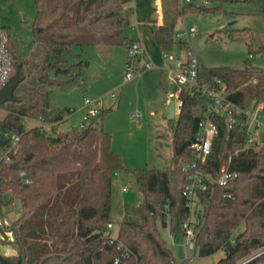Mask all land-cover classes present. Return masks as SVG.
<instances>
[{
	"label": "trees",
	"instance_id": "obj_1",
	"mask_svg": "<svg viewBox=\"0 0 264 264\" xmlns=\"http://www.w3.org/2000/svg\"><path fill=\"white\" fill-rule=\"evenodd\" d=\"M131 1L35 0L34 40L44 45L46 57L30 68L15 52L11 27L0 23V87L20 63L25 69L24 80H37L28 87L39 91L38 97L15 93V101L26 104L16 107L10 102L7 113L0 117V229L4 231L0 244L9 243L16 249L15 253L0 252V264H113L116 257V264H183L176 263L157 221L161 218L166 225L169 217L176 223V232H185L183 224L190 211L183 187L192 170L184 164L194 158L191 144L203 117V111L195 112L198 94L182 92L183 104L173 128L174 153L170 166L163 169L124 164L103 124L105 114L114 107H102L95 116L88 114L79 129L54 134L41 125L27 129L22 120L29 117L54 123L69 114V108L53 111L49 100L43 98L49 95L47 83L39 77L51 76L52 71L65 74L68 80L62 84L79 78L88 61L75 52L77 46L128 49L136 40L125 33ZM160 1L162 23L155 33L159 49L172 51L176 44L189 48L187 40L176 39V24L181 16L208 8L196 2ZM245 1L264 16V0ZM228 31L231 39L247 41L251 53L264 49L250 27H230ZM67 55H79L80 59L70 62ZM198 72L203 81L222 79L228 98L237 105L264 106V69L252 64L206 67L199 59ZM237 116L238 122L226 130L224 118L214 116L218 134L206 161L198 167L208 187L198 190L203 210L196 214L193 247L201 256L223 249L224 256L214 264H256L264 259L263 252L242 262L264 246V154L247 145L248 131L242 124L246 116ZM13 135L19 137L15 144ZM223 168L237 176L220 184ZM119 171L134 175L143 199L137 207L126 206L118 234L112 239L106 230L112 223V179ZM15 199L20 200L22 213L9 223L3 217V207Z\"/></svg>",
	"mask_w": 264,
	"mask_h": 264
},
{
	"label": "rangeland",
	"instance_id": "obj_2",
	"mask_svg": "<svg viewBox=\"0 0 264 264\" xmlns=\"http://www.w3.org/2000/svg\"><path fill=\"white\" fill-rule=\"evenodd\" d=\"M196 3L208 9L185 14L178 22L175 33L179 31L183 34V39L188 41V49L197 55L206 67L242 68L246 64H252L256 68L264 69V49L251 53L247 41L233 40L229 37L230 27H250L257 43L264 45V16L257 13L251 3L245 0H198ZM36 13L35 0H0V23L11 27L12 44L17 50L15 52L23 57L28 68L42 62L46 57L44 45L34 40L32 24ZM194 26L196 27L195 34L191 35V28ZM127 31L133 30L129 28ZM176 39H179V36L176 35ZM188 49L176 44L171 52L175 59H186ZM74 50L88 61L84 71L74 81L64 84H47L46 89L49 95H43V98L51 103L54 112L69 108V114L54 123L23 117L25 127L29 129L41 125L47 132L53 134L56 131L79 129L88 114L85 98H100L103 101L102 107H114L105 114L103 124L111 132V146L113 150L121 154L124 164L130 168L163 169L169 167L173 155L168 158L170 151L164 148L165 153H161L156 146L159 144V130L166 131L177 124V115L172 119L164 116L174 90L172 79L169 76L163 78L159 74L154 75L153 79L151 72L155 67L143 70L132 78H127V56L124 46L103 48L87 45L77 46ZM67 58L70 62H77L80 56L67 55ZM163 60L165 64H173V61L167 58ZM155 70L158 71V69ZM50 74L60 80H68L65 74L57 75L54 71ZM34 81H37L36 78L27 77L19 84L15 93L21 96L38 97L39 91L28 87V83ZM165 90H167L168 101L159 105L158 100ZM112 92L116 93L115 97L111 96ZM10 102H14L12 105L16 107L26 104L24 100L7 101L6 107L0 106V117L7 113L8 107L11 106ZM207 103L206 97L198 95L195 112L201 113ZM152 111L154 113H151ZM136 112L143 116L142 125L135 122L133 115ZM223 114L225 118H228L226 112ZM262 136L263 134L258 138ZM123 187L127 190H123ZM9 196L10 194H7L6 198ZM142 199V193L136 184L134 175L125 171L117 172L112 179V226L106 230V233L116 237L126 206L137 207ZM198 207L203 206L200 203L193 211V227L197 222V212L203 210ZM21 213L22 207L19 199L3 207V217L9 223L17 219ZM166 221L167 224L164 225L162 219L159 218L158 228L171 248L176 263L214 264L224 256L223 249L209 255H199L194 247L186 245L185 233L174 230L176 223H172L169 217ZM3 232L0 229V236ZM7 233L9 237H13L10 231ZM0 252L15 253L16 249L9 243H4L0 244ZM246 260L248 258L242 262ZM256 264H264V259H260Z\"/></svg>",
	"mask_w": 264,
	"mask_h": 264
},
{
	"label": "built area",
	"instance_id": "obj_3",
	"mask_svg": "<svg viewBox=\"0 0 264 264\" xmlns=\"http://www.w3.org/2000/svg\"><path fill=\"white\" fill-rule=\"evenodd\" d=\"M196 1L198 0H180V3L188 4ZM195 30V26L191 28V35L195 34ZM176 35L183 39V34L181 32H178ZM127 50V78H132L134 75L142 72L143 70L150 69L155 66L153 61L150 59L144 44L140 40L136 39L133 41ZM162 53L165 58L173 61L171 72L175 87L172 92V96L175 98L176 115L178 116L183 104L182 92L184 90H188L192 94L202 95L208 100V103L203 110V117L199 123L198 136L191 144L192 151L194 152V158L189 163L184 164L185 168L192 171L189 175L190 181L183 187V194L187 199L186 205L189 207L190 211L189 217L184 222L183 227L185 230L186 245L193 247L194 242L192 237L194 234V227L192 220L193 211H195L197 205L200 204L198 201V190H205L208 187V183L204 180V174L198 170V167L201 163L206 161L211 152L213 140L218 134V124L214 120V116L218 115L223 117L224 123L228 128L238 122L239 118L237 115H245L246 120L243 121L242 124L248 131L247 145L253 146L258 151H263L264 106L262 103H257L247 108L241 107L228 98L227 86L222 79L217 78L213 82L201 80L198 72L199 57L191 50L188 49L186 59H175V56L171 51H164ZM252 81L255 82L256 78H253ZM111 96L115 97L116 93L112 92ZM85 105L88 108L89 116H95L99 114L103 101L100 98L86 97ZM223 112L228 114V118L224 117ZM134 118L137 123H142L141 113H134ZM261 134H263L262 138H258ZM13 137V144H15L19 137L16 135H13ZM10 149H12V147ZM9 150L5 151L4 154L6 155ZM21 173L23 174L24 172L22 171ZM236 176V172L223 168L218 181L220 184H225L230 178ZM198 208L201 210L203 207ZM111 226L112 223H109L108 227ZM111 238L114 239V236H111ZM263 252L264 246L248 257V259L258 256ZM118 262L119 257H116L113 264Z\"/></svg>",
	"mask_w": 264,
	"mask_h": 264
},
{
	"label": "crops",
	"instance_id": "obj_4",
	"mask_svg": "<svg viewBox=\"0 0 264 264\" xmlns=\"http://www.w3.org/2000/svg\"><path fill=\"white\" fill-rule=\"evenodd\" d=\"M127 7H131L132 12H130V24L125 29V33L129 37L140 40L144 44L150 59L155 64L154 66L155 68L151 72V74H153V79H154V75L157 76V74H159L163 78L166 76H169L170 79H172L171 68L173 67V64L164 63L163 58L165 57L163 56L162 51L159 49V46L156 41V35H155L158 26L162 23L161 1L160 0H132L127 5ZM183 16L179 18L178 22ZM178 22L176 24V27L178 25ZM129 28H132L133 31L131 32L127 31ZM125 53L127 56V53H128L127 48H126ZM155 69H158V71ZM174 87H175V84L173 82V88ZM158 101H159L158 102L159 105H163L168 101L167 90L163 92V94L161 95ZM151 113H154V111H152ZM137 124L142 125V123L141 124L137 123ZM172 129L173 127H170L166 131L159 130V133H158L159 144H157L156 146L157 149L161 153H165L164 148H167L170 151V154L167 156L168 158H171L173 155ZM123 190L126 191L127 190L126 187H123ZM7 234L9 235V233Z\"/></svg>",
	"mask_w": 264,
	"mask_h": 264
},
{
	"label": "water",
	"instance_id": "obj_5",
	"mask_svg": "<svg viewBox=\"0 0 264 264\" xmlns=\"http://www.w3.org/2000/svg\"><path fill=\"white\" fill-rule=\"evenodd\" d=\"M200 6L201 8L205 7L204 5H200ZM24 79H25V69L21 67L20 63H17L15 73L4 82L2 87H0V105L6 103L7 101L17 100V98L15 97V90ZM40 81L47 84H62L64 82L63 80H60L57 77L46 74L40 76ZM175 116H176L175 98L171 96L167 104L165 117L167 119H172ZM224 129L225 130L227 129L225 123H224ZM263 154H264V150H263ZM13 165L17 166V163H13Z\"/></svg>",
	"mask_w": 264,
	"mask_h": 264
}]
</instances>
